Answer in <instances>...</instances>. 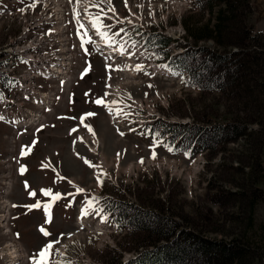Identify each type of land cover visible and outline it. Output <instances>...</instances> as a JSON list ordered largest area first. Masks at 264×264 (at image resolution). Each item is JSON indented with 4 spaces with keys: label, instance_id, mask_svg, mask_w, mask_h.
<instances>
[{
    "label": "rangeland",
    "instance_id": "rangeland-1",
    "mask_svg": "<svg viewBox=\"0 0 264 264\" xmlns=\"http://www.w3.org/2000/svg\"><path fill=\"white\" fill-rule=\"evenodd\" d=\"M218 1L214 0L212 3L218 7ZM13 3L15 0H0L1 11H5L0 12V57L3 56V60H14L16 55L34 47L39 50L37 55L42 57V49L58 46V39L53 35L54 30L47 18L52 21L62 19L65 8L71 3L76 7L74 0H48L47 3L39 0L34 9L19 4L11 8ZM211 4L203 0H128L126 7L125 0H111V5L116 9L115 14L108 11V14L112 13V17H129L130 12L135 14L132 16L135 28L132 24L124 23L116 24L110 30L116 32L120 27L128 30V34L121 33L117 38L126 41L125 47L134 53L135 61H129V64H133L131 72L136 74L135 78L132 75L127 77L126 70L111 71L106 68L103 59L96 54L91 44H87V53L79 54L77 58V73H81V77L76 76L77 80L73 82L70 92H61V99L57 101L54 111L46 112L43 105L39 107L29 101L25 102L21 97H15L17 101H23L25 106L41 110L44 113L42 117L46 120L42 130L39 127L17 135L12 127L0 122V249L5 250L10 246L15 239L13 231L16 233V240L21 242L30 255L27 264H32L33 256L60 233L74 235L70 238L65 235L61 243L55 245L63 253L55 259H66L71 264H129L145 250L151 234L146 233V228L133 225V221H116L109 217L108 223H101L100 217L95 216L89 219L88 225L79 224L77 217L85 194L67 196V199L58 201L53 207V224L46 223L43 207L25 206L32 205L37 200L41 204L50 203L51 197H44L41 192L48 188H52L53 193L68 194L75 193L76 187H82L86 190L87 197H100V203L104 207L117 202L118 211L122 215L127 211L134 215L137 212L135 209L165 215L162 216L164 219L169 218L176 224L178 233L181 229H192L210 238H224L228 235L230 225L225 227L222 223L238 209L239 200L233 196V192L243 190L241 185L244 174L240 173L238 167L247 168L249 165L244 162V157L249 152L243 151L245 137L220 144L214 150L192 151L186 139L180 141L185 149L180 143L174 146L170 142L171 135L165 133L162 125L187 123L206 126L224 123L234 112L240 111L235 108L233 100L227 101L229 107L234 108L230 109L222 93L201 89L190 74L172 75L171 72H176L175 70L170 68V72L157 68L151 62L153 59L157 62L156 65L167 64V54L171 57L185 55L187 60L198 58L199 47L226 53L237 49L234 45L224 48L213 38L196 40L190 34V30L202 33V27L213 18L209 11ZM139 5L143 6L138 7ZM101 6L105 11L108 10L107 4ZM58 7L61 10H57ZM21 8L25 11L21 12ZM10 9L15 15L9 13ZM252 9L249 24L255 30H264V0H252ZM89 10L92 13L98 11L95 6ZM105 22L113 24L115 19H105ZM38 28L43 37H33ZM64 30L63 27L57 29L60 37ZM232 30V41L240 40L237 35L239 29L235 30L234 26ZM155 33L174 40L161 53H155L152 47L143 45V38ZM66 34L69 36V32ZM63 38L61 49H56L48 56L62 63L63 60L69 61L71 56L65 42L66 37ZM132 40L138 42L135 47L131 46ZM136 64L145 65L147 72L154 74L146 75L133 70ZM11 69L18 70L21 77L28 76L18 65H13L8 71ZM110 71L111 80L108 79ZM207 76L205 71L199 75L201 80ZM227 79L224 76L216 78L220 81ZM26 80L31 83L39 82V87L48 90L53 89L55 84L41 79H36L35 82L33 79ZM150 83L154 85L153 88L148 87ZM4 87L8 88L6 84ZM13 93L14 91H10V95ZM85 93L89 95L86 96ZM97 97L118 101L121 107L131 105V108L125 107L124 110L132 115L127 119L118 116L116 119L120 121H114L116 119L112 117L115 115L111 116L107 108L92 102ZM88 112L97 115L85 117L84 114ZM85 124L92 130L85 127ZM257 128L258 124L252 123L249 130ZM149 130L151 133H159L160 140L176 151L169 152L161 145L156 148L157 159H151L149 146L153 144L154 136L147 134ZM121 132L125 134L122 136ZM141 132L146 134L141 135ZM191 145L198 147L194 140ZM22 146H29L25 149L29 154L21 156ZM117 153H120L119 159ZM142 157L145 161L143 165L138 162ZM262 163L264 166V151ZM21 166H26L23 174L19 171ZM100 171L110 174V179L105 180L103 186H99L96 179V174ZM25 181L29 185L27 190ZM33 190L37 193L35 198L29 194ZM69 201H73L72 205L66 206ZM8 209L10 231L1 226L5 220L1 214L5 215ZM113 213L118 216L116 210ZM255 219L257 229L261 232L264 229L263 200H259L256 205ZM123 223L125 226L121 229ZM44 225L52 233L51 237H45L40 232V227ZM216 229L220 232L215 231ZM187 263L200 264L201 261L191 260Z\"/></svg>",
    "mask_w": 264,
    "mask_h": 264
},
{
    "label": "trees",
    "instance_id": "trees-1",
    "mask_svg": "<svg viewBox=\"0 0 264 264\" xmlns=\"http://www.w3.org/2000/svg\"><path fill=\"white\" fill-rule=\"evenodd\" d=\"M204 1L211 4L214 0ZM252 10V0H219L218 7L214 3L209 6L213 18L202 27L204 32L198 34L190 30L196 40L213 38L224 48L234 45L237 49L226 53L199 47L198 58L187 60L185 55L170 57L177 64V69L190 74L201 89L222 93L227 106V101L233 100L240 112H234L224 123L206 126L187 123L162 125L165 133L171 135V142L186 139L192 150H214L220 144L245 137L243 151L249 152L244 162L249 165L247 168L238 167L240 173L244 174L243 190L233 192V196L239 200L238 209L222 223L225 227L230 225L231 231L224 238H210L192 229H181L178 233L176 224L169 218L164 219L162 216L165 215L159 216L142 209H135L137 212L134 215L129 211L122 215L117 202L106 204L116 221H133V225L146 228V233L151 234L145 250L129 264H188L191 260L201 261L200 264H264V229L259 232L255 223L256 205L259 200L264 201V30H255L249 24ZM234 26L235 30L239 29L237 35L240 40L233 42ZM173 41L159 33L144 38L147 48L152 47L155 53L167 50ZM202 71L207 72L208 76L201 80L199 75ZM223 76L228 79L216 80ZM252 123L258 124V128L249 130ZM193 140L198 147L191 145ZM114 210L118 216H115ZM124 226L125 223L121 229ZM215 231L220 232L218 229Z\"/></svg>",
    "mask_w": 264,
    "mask_h": 264
},
{
    "label": "snow or ice",
    "instance_id": "snow-or-ice-1",
    "mask_svg": "<svg viewBox=\"0 0 264 264\" xmlns=\"http://www.w3.org/2000/svg\"><path fill=\"white\" fill-rule=\"evenodd\" d=\"M23 2H24V0H21V3H23ZM70 2H72V0H70ZM37 3H38V0H30L29 7L34 9L36 7ZM74 3L76 5V7H74L73 11L77 17L76 23L79 26L78 32L81 29H83V32L81 33L82 45L95 43V41L92 39V37L88 35L89 30H94L96 32V34L101 36L108 43L109 46H115L118 43V41L115 39L117 36H120L121 33L128 34V30L125 29L124 27H120L119 30L116 32H110V30L112 28H114L116 24L128 23V24H132L133 28H135V22L132 19V16H134L135 14H132L131 12H130L129 17H124V18H119L118 15L115 17H109L108 16V11H110L114 14L116 13V9L111 5V0H74ZM104 4L108 5L107 11H105V9L101 6ZM127 4H128V0H125V6L126 7H127ZM92 6H95L98 9V11L95 13L90 12L89 9ZM142 6L143 5H139L138 7H142ZM20 11L24 12L25 9L21 8ZM151 14H153V13H150V15ZM113 18L115 19V23H113V24L104 23L105 19H113ZM137 43H138L137 41L132 40L131 46L135 47V45ZM118 50L120 51L121 54H123L126 51V48L124 47L123 44H120ZM87 51L88 50L85 49L86 53H87ZM131 54L134 55V53H131ZM126 67H128V66L113 67L112 65H106V68L110 69L111 71H124ZM157 67L163 68V69L171 72L170 66L168 64H160V65H157ZM133 70H135L137 72H143L146 75H153L154 74V73H148L146 70V66L143 64H136L134 66ZM111 71L108 74L109 80H111V78H112L111 77ZM171 74L176 75V76L181 75L180 73H176V72H171ZM184 82L188 83V81H184ZM193 86H195V85H193ZM109 87H111V85H109ZM148 87L153 88L154 85H152L150 83V84H148ZM85 95L87 96L89 94L85 93ZM145 95L147 96V93H145ZM129 98H131V97H129ZM3 99H4L3 94H0V100H3ZM92 102H94L98 106H103V107L107 108L110 115L123 116L125 119H127L129 116L132 115L131 112H127L124 110L125 107L131 108V105H125L124 107H121L120 102L115 101V100L109 101V100H107L106 97H97ZM84 115H85V117H93L97 114L93 113V112H88ZM3 119H4V117L0 116V120H3ZM43 127L44 126H41V130ZM53 127H54V125H53ZM85 127L89 128L90 131L92 130L90 128V126L87 124H85ZM129 130L135 131V129H129ZM124 134L125 133H123V132L120 133V135H122V136ZM145 134L146 133L141 132V135H145ZM147 134L154 136L153 144L149 146L151 148V157H150L151 159H153V160L157 159L156 148L161 146V145H163V147H165L169 152L176 151V149H174V147H172L171 145H168V144H164L160 140L159 133H151V130H149ZM28 147L29 146H22L21 156L29 154V153L25 152V149ZM119 157H120V153H117V158L119 159ZM138 162L141 165H143L145 163L144 158L142 157ZM25 169H26V166L20 167L19 171L21 172V174L24 173ZM96 179L98 181L99 186H103L105 180L110 179V174H108L105 171H100L96 174ZM25 187H26V190L29 187L27 181H25ZM41 192H42V195L44 197H51L50 203H44L43 205H41L40 201L37 200L36 203H34L32 205H27L25 207H29V208H41V207H43L45 210V214H46V223H51V221H52L51 212L49 210L56 202L60 201L61 199H67V196H73L74 197L75 195H78V194H85V199H83L81 202L82 207H81V212H80V216L78 217V219L83 221L88 217L99 216L101 223H108L109 222V213L105 210V207L100 203L101 198L96 197V196H91L90 198L87 197L86 190L82 187H76L75 193H68V194H61L59 192L53 193L52 188L42 189ZM29 194L33 198H35L37 196V193L35 190L30 192ZM72 203H73V201H69V203L66 206H71ZM13 207H18V206L13 205ZM41 232L45 237H51L52 236V233L48 230H45L44 228H41ZM65 235H67L70 238L74 234L61 233L55 240H50L47 244H45L41 248V250L37 254H35L33 256L32 264H71V261H68L66 259L65 260L55 259V257L63 255V253L59 249L55 248V245L60 244L61 241L63 240V238L65 237Z\"/></svg>",
    "mask_w": 264,
    "mask_h": 264
},
{
    "label": "bare ground",
    "instance_id": "bare-ground-1",
    "mask_svg": "<svg viewBox=\"0 0 264 264\" xmlns=\"http://www.w3.org/2000/svg\"><path fill=\"white\" fill-rule=\"evenodd\" d=\"M17 1H19V0H15V2H17ZM43 1L45 3H47L48 0H43ZM56 1L57 0H53V2H56ZM62 1H65L66 2L68 0H62ZM29 3L30 2H28L26 4L24 3L22 6L27 7V6H29ZM19 6H20V4H19ZM73 9H74V5L71 3L67 8H65L63 10L64 13H63V18L62 19H58V20H53L52 21L51 19L47 18V22L50 23V26L54 30V32H53L54 34L53 35L58 39L56 41V43L59 44L58 46L56 45V47L55 48H52V49L50 47H49L50 49H48V48L42 49L41 50V52H43L42 57H40V56L37 55L38 52H39V50H38L37 47H34V48L28 49V51H23L21 54L16 55L14 60H12V59H10V60L5 59L4 67L1 68L2 71L8 73V69L11 68V67L9 68L10 65L12 67H13V65H18L19 62L17 60V56H20V57L22 56L23 58H25V60L27 61V63L30 61V65H29L30 67L28 69L25 68V67H23V71H24V73H27L28 76H26V77L29 80L33 79L34 77H37V72H47V73L53 72L54 74H58V73H60V74H71L72 73V70H73V66L76 64L77 57H78V45L73 40V36L70 33L72 31V29H73L72 22L73 21H76V19H77L76 16L74 15ZM57 10H61L60 7H58ZM9 13L11 15L12 14L15 15V13L12 12V9H10ZM18 16H20V15H18ZM60 27H63L65 29L63 31V34H62L61 37L57 33V29H59ZM68 32H69V36L66 34ZM33 37H43V34L40 32L39 28H38V30H36L34 32ZM63 37H66L65 42H66V45H67V49L70 51L69 54L71 56H70V60L69 61L65 62L63 60V63H62L59 60H57L55 58H49L48 56L51 55L53 52H55L56 49H61L60 46H61L62 39H64ZM29 42L30 41H28V43ZM52 46H54V45H52ZM111 47L112 46H110V48ZM125 53H127V51H125L123 53L124 54V57H130L128 53L125 56ZM123 54H121L120 51H119V55H123ZM44 56H46V57H44ZM129 61H133V60H128L127 65H123V66L131 65V64H129ZM125 70H126V76L127 77H129L130 75H133L128 67H126ZM29 85H30V87H32L31 86L32 85L31 82H29ZM31 89H33V88H31ZM109 101H111V100H109ZM8 206H10V205H8ZM1 216H4V214H1ZM52 222H53V220H52ZM5 245H7V244H5ZM16 246H17V249L16 248H13L12 249L13 250V254H15V256L14 255L12 256V258H14V259L11 258V259H9V261L17 260L21 256L20 253L17 254L16 250L17 251L18 250L22 251V249H21L20 246H18V245H16ZM0 256H1V254H0Z\"/></svg>",
    "mask_w": 264,
    "mask_h": 264
}]
</instances>
